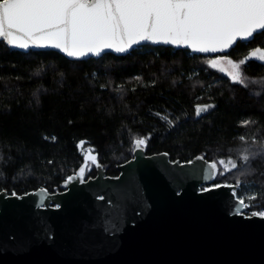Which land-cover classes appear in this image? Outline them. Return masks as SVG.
I'll return each instance as SVG.
<instances>
[{
    "label": "trees",
    "instance_id": "obj_1",
    "mask_svg": "<svg viewBox=\"0 0 264 264\" xmlns=\"http://www.w3.org/2000/svg\"><path fill=\"white\" fill-rule=\"evenodd\" d=\"M258 48L264 51V34L228 55L244 61L241 85L212 68L213 57L187 50L142 46L124 57L71 61L0 42V192L63 190L88 148L114 175L131 159L134 140L146 138L148 155L224 160L212 186L252 191L259 199L249 210L263 211L264 61L249 58ZM206 105L214 107L197 116ZM94 174L91 166L88 177Z\"/></svg>",
    "mask_w": 264,
    "mask_h": 264
},
{
    "label": "water",
    "instance_id": "obj_2",
    "mask_svg": "<svg viewBox=\"0 0 264 264\" xmlns=\"http://www.w3.org/2000/svg\"><path fill=\"white\" fill-rule=\"evenodd\" d=\"M257 34L238 38L225 53L142 42L128 53L105 50L80 59L59 49L23 50L0 42L12 51H52L71 61L124 57L142 46L214 57L229 55ZM135 140L116 177L98 160L95 177L88 178L87 169L80 178L82 164L62 183L63 191L0 192V264H264V219L238 208V185L212 186L218 162L201 155L187 162L172 161L166 152L148 155L147 144L137 149Z\"/></svg>",
    "mask_w": 264,
    "mask_h": 264
},
{
    "label": "snow or ice",
    "instance_id": "obj_3",
    "mask_svg": "<svg viewBox=\"0 0 264 264\" xmlns=\"http://www.w3.org/2000/svg\"><path fill=\"white\" fill-rule=\"evenodd\" d=\"M261 30L264 0H0V40L23 50L59 49L76 59L90 54L99 57L105 50L128 53L142 42L184 46L198 53H225L238 38L248 40L254 34H264ZM256 53L264 60V51L258 48L253 55ZM209 63L221 72L226 71L222 65L227 64L232 82L244 85V61L234 63L224 56ZM211 107L198 106L196 115ZM83 144L81 141L79 146ZM146 144V138L135 140L137 149ZM243 159L247 162L249 156ZM229 163L231 168L237 167ZM90 165L99 166L91 148L79 169L80 178ZM208 166L217 169V163ZM222 186L232 187L215 185ZM249 207L246 198L238 199L239 209ZM250 215L264 219V211Z\"/></svg>",
    "mask_w": 264,
    "mask_h": 264
},
{
    "label": "rangeland",
    "instance_id": "obj_4",
    "mask_svg": "<svg viewBox=\"0 0 264 264\" xmlns=\"http://www.w3.org/2000/svg\"><path fill=\"white\" fill-rule=\"evenodd\" d=\"M254 52H256V50H254V51L251 52V54L249 55V58L256 59V60H259V61H264V60L260 59V53H256V55H253ZM222 57H224V56H221V55H219V56H214V57L212 58V60L220 59V58H222ZM227 57H228V59L232 60V59L230 58V56L227 55ZM232 61H233V60H232ZM233 62H234V61H233ZM234 63H236V62H234ZM222 66L226 69V71H225L224 73L227 74V69L229 68V66H228L227 64H224V65H222ZM217 69H219V68H217ZM227 75H228V74H227ZM228 76H229V75H228ZM229 77H230V76H229ZM88 149H89V148H88ZM88 149H86L85 153L87 152ZM239 189H240V187H239V185H238V191H239ZM251 195H254L253 192H252V191H248V190H246V191H244V193H243L242 195H240V196L238 195V198H246V202L249 203L250 206H251L252 203L250 202V199H247V198L250 197ZM249 208H250V207H249ZM249 208H246L245 214L248 215V216H251L250 214H251L252 211H250ZM263 211H264V210H263Z\"/></svg>",
    "mask_w": 264,
    "mask_h": 264
},
{
    "label": "flooded vegetation",
    "instance_id": "obj_5",
    "mask_svg": "<svg viewBox=\"0 0 264 264\" xmlns=\"http://www.w3.org/2000/svg\"><path fill=\"white\" fill-rule=\"evenodd\" d=\"M173 161V160H172ZM127 162V161H126ZM125 163V162H124ZM120 165V164H119ZM91 166H93V165H90V167ZM90 167H89V169L88 170H90ZM117 167H118V165H117ZM93 168H94V166H93ZM95 169V168H94ZM106 173H107V171H106ZM95 175H96V169H95V174L94 175H91V176H89L88 177V172H87V177L88 178H90V177H95ZM107 175H109V174H107ZM119 175V172H118V170H117V173L116 174H114V175H109V176H113V177H116V176H118ZM61 191H63V190H61ZM59 192V191H58Z\"/></svg>",
    "mask_w": 264,
    "mask_h": 264
}]
</instances>
